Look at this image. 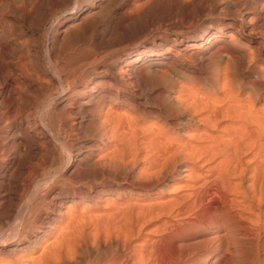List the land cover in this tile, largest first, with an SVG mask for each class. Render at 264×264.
I'll return each mask as SVG.
<instances>
[{"label":"bare ground","instance_id":"obj_1","mask_svg":"<svg viewBox=\"0 0 264 264\" xmlns=\"http://www.w3.org/2000/svg\"><path fill=\"white\" fill-rule=\"evenodd\" d=\"M262 30L264 0H0V264H264Z\"/></svg>","mask_w":264,"mask_h":264},{"label":"rangeland","instance_id":"obj_2","mask_svg":"<svg viewBox=\"0 0 264 264\" xmlns=\"http://www.w3.org/2000/svg\"><path fill=\"white\" fill-rule=\"evenodd\" d=\"M207 18H211V17H207ZM262 31H264V30H262ZM258 32H261V31H258ZM258 32H255V33H257V35H258ZM244 34H246V32L244 33ZM262 34H264V32H262ZM244 38V39H243ZM243 39V40H242ZM245 39L247 40V37H246V35H243V36H241V38L240 39H237L238 40V43L240 42V43H243L244 45L246 44V49H249V47H250V45L249 44H247V42L245 41ZM128 43H131V41H129L128 40V42H126V44H128ZM250 50V49H249ZM251 51V50H250ZM253 53V52H252ZM246 92H248V89H246ZM260 104H262V105H264V100L263 101H260ZM208 234H210L209 232H208ZM207 237V235H203V234H201V235H199L198 236V239H197V241H198V243L199 242H201V241H203V240H205L204 238H206ZM188 243V242H187ZM204 242H202L200 245H201V247L203 246L202 244H203ZM205 247L203 246L202 248H200L201 250H199L200 251V253H202V254H206V248L204 249ZM204 249V250H203ZM186 250V249H185ZM222 252V253H221ZM221 254V255H220ZM223 255V256H222ZM253 255V253L251 252V251H247L246 250V253H242L241 255H235L234 257H231V256H229V255H227V254H224V252L223 251H218L217 253H214L213 254V258H212V260L215 262H211V264H253V262H254V255ZM252 256V257H251ZM218 257H220V258H218ZM218 258V259H217ZM232 258H233V260H232ZM245 258V259H244ZM223 259V260H222ZM225 259V260H224ZM233 261V262H232ZM228 262V263H227ZM241 262V263H240ZM246 262V263H245Z\"/></svg>","mask_w":264,"mask_h":264}]
</instances>
